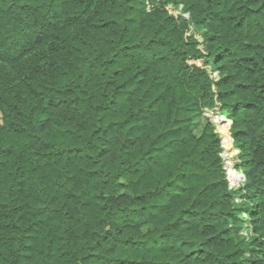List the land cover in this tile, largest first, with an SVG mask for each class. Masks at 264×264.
Returning a JSON list of instances; mask_svg holds the SVG:
<instances>
[{"label": "trees", "instance_id": "16d2710c", "mask_svg": "<svg viewBox=\"0 0 264 264\" xmlns=\"http://www.w3.org/2000/svg\"><path fill=\"white\" fill-rule=\"evenodd\" d=\"M152 4L0 0V264H264V0Z\"/></svg>", "mask_w": 264, "mask_h": 264}, {"label": "built area", "instance_id": "2783aa9c", "mask_svg": "<svg viewBox=\"0 0 264 264\" xmlns=\"http://www.w3.org/2000/svg\"><path fill=\"white\" fill-rule=\"evenodd\" d=\"M153 6V4L151 3V0H147V9L150 10L151 7ZM168 9L169 11L174 14V16L176 18H178L179 16H181L182 18L184 19H189V14L187 13H182L181 9H182V6H180V8L177 10L175 6L173 5H169L168 6ZM195 32V28L194 26L192 27V25L190 26V30L188 32V35H191L192 33ZM196 37L198 38L199 42L203 43V39L201 38V36L199 35H196ZM188 63L190 65H196L198 67H201V68H207L208 70V73L210 74V76L215 80L217 78V75L215 74V70L212 69L211 66L209 65H206L204 63V60L202 59H189L188 60ZM203 115L205 117H207L208 119H210V121L215 125L214 123V119L216 117H222L224 119H228L230 120L229 118L226 117L225 114H223L221 112V108L220 106H216L214 108H204L203 110ZM231 121V120H230ZM239 154V153H238ZM222 158H223V163H224V169H225V175H226V180L228 181V185H229V188L233 191H236V190H239L240 188H242L245 183H246V175L244 173V171L241 169V168H238L236 166V163L237 161L239 160L238 158V155H236L234 157V159L232 160L233 161V164H229L228 163V160L226 158V156L224 154H221ZM235 201L236 202H241L242 201V198L240 197H236L235 198ZM244 217L245 218H248L247 214L244 213ZM248 225V224H246ZM244 235H247L248 236V232L247 231H244L243 232Z\"/></svg>", "mask_w": 264, "mask_h": 264}, {"label": "rangeland", "instance_id": "374dc122", "mask_svg": "<svg viewBox=\"0 0 264 264\" xmlns=\"http://www.w3.org/2000/svg\"><path fill=\"white\" fill-rule=\"evenodd\" d=\"M154 2H152V3H155V4H159L160 3V0H153ZM168 6L169 5H167V8H168ZM192 27H193V25H192ZM215 74L217 75V72L215 71ZM227 117V116H226ZM228 118V117H227ZM216 120L217 121H221V120H223L221 117H218V118H216ZM207 121H210V119H208L207 117H205L203 114H202V118H200L199 120H197V122H198V124H196L195 126H194V132L196 133V134H199L200 133V130L202 129V127H203V125H202V123H205V122H207ZM232 125V124H231ZM215 130H216V126H215ZM230 132H231V130H230ZM216 133H218L217 131H216ZM219 136H220V134H218ZM221 137V136H220ZM221 139H222V137H221ZM222 145H223V143H222ZM237 148V147H236ZM236 148H234L233 146H229L228 148H227V151L228 152H232V160L234 159V157L236 156V153H237V149ZM221 154H224V146H223V149H222V152H221ZM232 160H230V162H232Z\"/></svg>", "mask_w": 264, "mask_h": 264}, {"label": "bare ground", "instance_id": "6f19581e", "mask_svg": "<svg viewBox=\"0 0 264 264\" xmlns=\"http://www.w3.org/2000/svg\"><path fill=\"white\" fill-rule=\"evenodd\" d=\"M216 118H218V117H216ZM222 118V117H221ZM223 120H221V122L222 121H226L227 119H224V118H222ZM217 122H219V121H217ZM224 155L226 156V158H227V160H228V163L229 164H233V161L232 162H230V160H232V152H228L227 151V149L224 151Z\"/></svg>", "mask_w": 264, "mask_h": 264}, {"label": "crops", "instance_id": "0c3cea01", "mask_svg": "<svg viewBox=\"0 0 264 264\" xmlns=\"http://www.w3.org/2000/svg\"><path fill=\"white\" fill-rule=\"evenodd\" d=\"M231 123H232V120H231ZM230 136H231V138H232V146L234 147V148H236V146H235V144H234V139H233V137H232V135H231V132H230ZM237 149V148H236ZM238 150V149H237ZM236 155H238V151H237V153H236Z\"/></svg>", "mask_w": 264, "mask_h": 264}, {"label": "water", "instance_id": "95a60500", "mask_svg": "<svg viewBox=\"0 0 264 264\" xmlns=\"http://www.w3.org/2000/svg\"><path fill=\"white\" fill-rule=\"evenodd\" d=\"M240 152V150L238 149V153Z\"/></svg>", "mask_w": 264, "mask_h": 264}]
</instances>
